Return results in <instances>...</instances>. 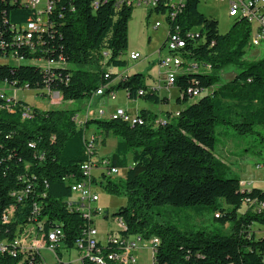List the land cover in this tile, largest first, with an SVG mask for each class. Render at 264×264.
Instances as JSON below:
<instances>
[{"label": "trees", "instance_id": "1", "mask_svg": "<svg viewBox=\"0 0 264 264\" xmlns=\"http://www.w3.org/2000/svg\"><path fill=\"white\" fill-rule=\"evenodd\" d=\"M95 1L55 0L57 16L50 18L38 48L31 50L13 42L22 27L37 21L35 12L22 0H0V59L31 63H0V81L41 91L42 96L58 93L63 102H91L102 87L111 85L110 90H124L130 100L169 103L151 93L139 96L146 90L142 74L116 80L115 70L127 66L121 56L128 49L133 10L116 7L114 0H99L95 8ZM199 4L188 0L170 24L172 31L178 25L185 41L183 59L198 64L197 71L178 77L177 103L194 99L189 89L207 91L178 116L168 113L156 123V114L141 111L144 125L91 115L78 123L79 110L44 111L16 99L8 102L10 97L0 91V243L10 245L26 233L48 234L60 228L65 247L76 249V241L93 223L74 209L77 204L69 208L71 186L82 178L87 131L94 126L98 146H105L110 137L117 139L114 153L104 158L111 167L127 170L123 181L103 176L100 183L106 192L128 200L114 215L127 229L120 234L159 239L154 264H264V235L255 231L264 230V210L259 211L264 190L242 187L215 154L220 127L264 141V57L245 60L254 48L246 19H235L223 35L216 20L199 12ZM228 66L241 71L219 85ZM108 70L113 71L109 79ZM178 210L191 211L198 219L209 212L218 225L180 226ZM21 260L0 252V264Z\"/></svg>", "mask_w": 264, "mask_h": 264}, {"label": "rangeland", "instance_id": "2", "mask_svg": "<svg viewBox=\"0 0 264 264\" xmlns=\"http://www.w3.org/2000/svg\"><path fill=\"white\" fill-rule=\"evenodd\" d=\"M46 5L45 0H41L39 11L44 10ZM198 10L206 18L214 19L219 23V31L225 35L235 23V18L229 16L228 2L221 0H200ZM149 11L138 8L132 12L131 20L129 22V42L128 49L122 54L121 59L127 63L125 68L115 70L119 74H124L127 77L135 74H142L146 77V91L159 87V65L160 57L167 56L169 51L167 48L162 49L168 33L169 25L166 17L160 14L153 13L148 18ZM46 17L43 18L46 21ZM161 26L156 28V24ZM197 29L196 31H198ZM162 49V50H161ZM131 53H139L141 59L132 61L130 59ZM264 57V42L249 50L246 54L245 60L248 62L258 61ZM7 62L13 66L29 65L28 61H16L14 59H0V63ZM241 69L235 66L226 67L221 73V83H228L234 79ZM203 72V70L201 71ZM117 83H115L116 85ZM0 91L4 92L7 97L24 101L33 108L40 110H79L78 116L83 118L87 111L92 117L98 116L102 120H108L112 113L116 110H124L131 116H136L141 111L150 110L162 120L166 118L168 113L173 115L179 114L187 106L199 101L200 97L189 100L187 104L179 105L177 99L180 97V92L176 87L166 89L165 84L162 83L159 90V98L161 100L169 99V103H152L144 98L137 100L128 99L127 93L124 90L115 91L116 100H110L107 96H95L91 102L77 101V102H63L61 96H56L53 92L43 94L38 90L31 89H16L4 82L0 81ZM102 112L103 115H102ZM95 127L91 126L88 131H94ZM89 134V133H88ZM216 150L215 154L225 163H227L232 171V177L243 179L244 182L252 181V188L259 186L260 170L256 168L258 165H264V141L257 136H240L233 129L220 127L216 130ZM117 146V139L110 137L105 146L99 145L97 150L101 157H106L114 153ZM126 169H120L119 173L109 176L113 181H123L126 176ZM250 172L252 175L250 176ZM250 176V177H249ZM257 176L258 180H255ZM102 181V180H100ZM99 181V182H100ZM104 181V180H103ZM250 185V184H249ZM264 187V185H260ZM96 193L100 197V201L93 205L94 208L100 209V215L94 216V227L99 233V237L104 242L105 235L110 231L117 230V224L114 215L121 207L127 204L126 196L113 195L105 191L101 186L95 188ZM245 211V210H244ZM107 216V218H106ZM178 225L188 226L190 228L195 226H203L212 228L218 224L214 221L213 216L207 212L203 219L194 218L191 211L178 210ZM264 229V228H263ZM256 236H263L264 230L255 228ZM41 255L47 264H55L56 257L49 250H42ZM138 257V264H152L151 254L147 250H140L136 253ZM62 260L65 263L80 264L79 254L76 250L71 252L64 251Z\"/></svg>", "mask_w": 264, "mask_h": 264}, {"label": "built area", "instance_id": "3", "mask_svg": "<svg viewBox=\"0 0 264 264\" xmlns=\"http://www.w3.org/2000/svg\"><path fill=\"white\" fill-rule=\"evenodd\" d=\"M24 5L33 10L37 16V21L30 22L22 27L18 33L14 36V44L19 47H27L31 50H36L39 46L40 36L47 29L50 18L55 17L56 7L55 0H45L46 5L44 10L39 11L38 7L41 5V0H22ZM116 7L129 8V9H146L149 14L163 13L166 17L169 25L168 40L165 48L168 49L169 54L164 57H160L159 65V87L149 90V92L141 91L140 97H144L148 93L152 95H158L161 89L162 83L165 84L166 89L173 87L178 88V77L184 74L186 71H197L198 64L193 61H186L183 59V49L185 48V41L179 37L178 25L174 26V30H171V25H174L178 16L182 14L185 9L188 0H177L176 6L172 12H164L163 1L164 0H114ZM222 2H228L229 4V16L232 18L246 19L252 26V38L251 45L258 47L264 42V0H221ZM94 7L99 6V0L94 2ZM46 17V21L43 18ZM61 18V16H59ZM161 26L160 23L156 24V28ZM193 38V35H191ZM130 59L132 61H138L141 59L139 53H131ZM49 65V63H48ZM113 74L112 70L106 72V78L109 79ZM117 74V81H122L124 74ZM111 85L102 87L96 94L97 97L107 96L110 100H116L115 91L110 90ZM207 91L205 89H189L188 95L193 98L204 95ZM59 95L58 93H55ZM4 94L1 95L3 97ZM60 96V95H59ZM159 96V95H158ZM11 98H8V102ZM104 112H102L103 115ZM29 117V109L25 112ZM100 115V114H99ZM97 117H100V116ZM178 116V114H177ZM90 117L89 111L87 114L80 118L76 116L78 123H82ZM112 120H124L131 125H144L145 120L138 114L131 116L124 110H116L111 114ZM161 122L158 120L156 123ZM87 143V156L88 160L81 166L82 178L76 181L71 186L73 194L69 203V208L73 210V204H77L74 209L77 212H81L84 218L92 222L93 225L84 232V234L76 241V251L79 254V263L85 264H108L109 262H115L119 264H138L139 260L136 253L140 250H147L151 254L152 264L155 262V255L157 252V246L160 241L157 238L150 240H144L140 236L123 237L120 233L126 231V227L120 219L115 220L117 224L116 231H110L105 235L104 242L100 239L97 229L94 227L93 217L102 214L100 209L94 208L93 205L100 201L99 195L96 193L95 188L100 187L101 178L103 176L109 177L113 174L119 173L118 168L111 167L110 162L97 154V148L99 144L98 136L94 134H88L86 137ZM100 181V182H99ZM241 186L246 188L249 184L241 182ZM24 192L20 194V201L22 200ZM264 210V203L259 205V211ZM38 211V207L35 209V213ZM36 221V217L31 219ZM64 232L62 229L57 228L49 232L48 234L37 235L34 232L26 233L20 239H17L5 245L0 243V252L2 254H9L14 258L21 256L22 260L19 264H47L41 255L42 250H49L56 257L55 264H72L65 263L62 260L64 251L71 252L65 247L63 243ZM73 251V250H72ZM60 254V255H59Z\"/></svg>", "mask_w": 264, "mask_h": 264}, {"label": "crops", "instance_id": "4", "mask_svg": "<svg viewBox=\"0 0 264 264\" xmlns=\"http://www.w3.org/2000/svg\"><path fill=\"white\" fill-rule=\"evenodd\" d=\"M159 85V84H158ZM2 93H4V92H2ZM5 94V93H4ZM56 96H58L57 94H56ZM17 100V99H16ZM169 100V99H168ZM18 101H20V100H18ZM24 102V101H23ZM146 111V110H145ZM147 111H149V112H151L150 110H147ZM152 113V112H151ZM159 120H162L161 118H159ZM164 120V119H163ZM89 134H93L94 133V131H87ZM106 144H107V142H106ZM105 157V156H104ZM256 168L257 169H259L261 172V174L259 175V179L261 178V180H260V182H259V184L260 185H264V165H261V167H257L256 166ZM252 175V172H250V176ZM249 176V177H250ZM242 182H244V180L243 179H240ZM255 180H258L257 179V176H256V179ZM252 182H253V180L252 181H249V183L248 182H246L247 184H250L249 185V187L248 188H252L254 185H251L252 184ZM260 185L258 186H256V188H259V189H263L264 190V187H260Z\"/></svg>", "mask_w": 264, "mask_h": 264}, {"label": "bare ground", "instance_id": "5", "mask_svg": "<svg viewBox=\"0 0 264 264\" xmlns=\"http://www.w3.org/2000/svg\"><path fill=\"white\" fill-rule=\"evenodd\" d=\"M176 2H177V0H164L163 1V10H164V12H172V10L174 9V6H176ZM156 14H160V15L163 16V13H156ZM126 77L127 76L123 75L122 79H124Z\"/></svg>", "mask_w": 264, "mask_h": 264}]
</instances>
